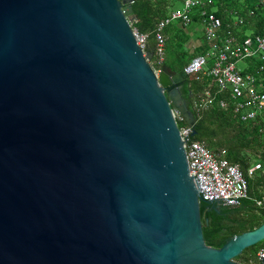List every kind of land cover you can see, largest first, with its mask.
Wrapping results in <instances>:
<instances>
[{
	"label": "water",
	"instance_id": "obj_1",
	"mask_svg": "<svg viewBox=\"0 0 264 264\" xmlns=\"http://www.w3.org/2000/svg\"><path fill=\"white\" fill-rule=\"evenodd\" d=\"M131 3L0 0V264H240L264 241L206 244L188 76H155Z\"/></svg>",
	"mask_w": 264,
	"mask_h": 264
},
{
	"label": "trees",
	"instance_id": "obj_2",
	"mask_svg": "<svg viewBox=\"0 0 264 264\" xmlns=\"http://www.w3.org/2000/svg\"><path fill=\"white\" fill-rule=\"evenodd\" d=\"M241 1L212 0V5L207 6V10L220 18L224 33L231 30L233 34L243 38L249 31L248 36L264 37V7L257 0ZM171 5L172 3L168 0H132L134 22L131 27L140 34L148 35V53H153L155 50L157 24L167 17ZM234 13L237 18L239 17L238 19H241V23L239 21L236 24L232 23ZM198 19V16L194 15L191 23H195ZM232 24L236 26L234 29ZM166 29L163 35L166 33L164 35L165 48L168 50L177 40L174 34L168 33L167 35ZM186 51V49L181 53L176 51L172 55L168 53L169 57L164 58L163 66L166 65L170 70L179 72L191 59L197 55H204L207 48L190 54L188 60L184 59ZM250 59L255 60V56ZM256 63L260 65V62ZM208 64L211 66V60ZM257 69L258 66L255 71ZM260 76L264 79V72ZM179 85L181 97L188 104L195 119V124L191 127L195 133L192 137L228 163L237 165L244 173L255 164H260L261 167L252 177L247 178L249 199L243 200L238 207H217L215 204L204 202L200 204L205 242L208 246L218 249L231 237L253 230L264 223V203L257 204L264 199V137L258 131L264 120L263 117L258 116L255 120L241 121L240 115L233 111L234 105L228 92H220L215 82L207 76L200 77L199 80L188 76ZM206 91L212 96L213 104L206 109H194L193 102L203 99ZM220 100L226 102V109L219 108ZM185 124V121L180 122L178 126L183 127ZM262 247H264V241L246 249L235 260H241L242 264H249V260H254L258 250Z\"/></svg>",
	"mask_w": 264,
	"mask_h": 264
},
{
	"label": "built area",
	"instance_id": "obj_3",
	"mask_svg": "<svg viewBox=\"0 0 264 264\" xmlns=\"http://www.w3.org/2000/svg\"><path fill=\"white\" fill-rule=\"evenodd\" d=\"M171 3H181V10H172L167 17L161 20L155 30V50L149 61L151 69L156 77L164 64L165 37L164 29L172 22L178 21L184 25L191 23L195 15L200 20V25L205 39L211 46L204 55L194 57L183 69L187 76H193L196 80L207 76L211 78L220 92H228L234 105V113L240 115L241 121L255 120L258 116L264 120V92L257 89L255 78L252 75H243L235 66L238 60L248 59L254 55L264 58V37L246 36L239 40L231 30L221 39L220 31L222 21L207 6L212 5L210 0H168ZM264 7V0H257ZM242 21L240 20L239 23ZM136 44L143 54L147 51V34H140L132 28ZM213 62L209 69L208 62ZM213 98L208 91L203 99L193 102L196 110L206 109L213 104ZM221 109H226L224 100L218 102ZM173 116L178 123L184 122L183 117L173 110ZM182 148L185 152L188 175L194 177L198 189V195L210 204H217L226 208H236L243 200L249 199L247 178L252 177L261 167L255 164L244 173L237 165L228 163L218 154L209 151L200 141L195 140L190 126L185 124L179 127ZM259 133L264 136V121L259 128ZM199 199L200 203L204 202ZM213 200V201H212ZM235 200V201H233ZM238 202V203H237ZM206 203V202H204ZM264 203L257 202L258 205ZM249 264H264V247L260 248L254 260Z\"/></svg>",
	"mask_w": 264,
	"mask_h": 264
},
{
	"label": "crops",
	"instance_id": "obj_4",
	"mask_svg": "<svg viewBox=\"0 0 264 264\" xmlns=\"http://www.w3.org/2000/svg\"><path fill=\"white\" fill-rule=\"evenodd\" d=\"M212 1V0H211ZM223 1V0H222ZM225 2H227L228 0H224ZM230 1H235V0H230ZM238 1H240V2H242L241 0H238ZM244 1V0H243ZM182 7V6H181ZM195 15V14H194ZM234 17H232V23H235L236 24V22L237 21H240L241 19H238L237 17H236V13H234ZM194 17V16H193ZM193 19V18H192ZM133 22H134V20H133ZM176 23H177V25H175L174 26V28H171V26H167L165 29V31L167 32V35H168V33L170 34V33H172V34H174V36L176 37L175 39L176 40H179L180 39V41H182L183 39L184 40H188V39H195V38H197L198 39V45L193 49V53L196 51V48L197 47H200V46H206V48H208L207 49V51L209 50V48H210V46H211V43L210 42H208L206 39H205V36H204V33H203V31H202V27H201V25H200V20L198 19V21H196L195 23H190V24H188L187 26H193V27H195L194 29H196L197 30V27L199 26L200 28L197 30L198 32L199 31H201V33H198L197 31H195L194 29H190V30H186V25H184V24H182V23H180V22H178V21H175ZM235 24L233 25V29L236 27L235 26ZM183 29H185V31H183L184 33H182L180 30H183ZM227 32V31H226ZM237 33H239L238 31H237ZM166 34V33H165ZM164 34V35H165ZM226 34L227 33H224V30L221 28V31H220V36H221V39L224 37V36H226ZM240 34V33H239ZM235 35V34H234ZM235 36H237V35H235ZM241 36V35H240ZM246 36H248V35H246ZM246 36H244V37H246ZM166 37H168V36H166ZM238 37V39L239 40H241V39H243V38H241V37H239V36H237ZM165 51H166V48H165ZM192 54V53H191ZM197 56H199V55H197ZM255 56V60H253V59H250V58H248V59H243V60H238V61H236L235 62V66H236V64H237V62H239V61H244V62H246L245 63V68L243 69V70H240V69H238L239 70V72L241 73V74H243V75H246V74H249V75H252L254 78H255V85H256V87H257V89L259 90V91H261V92H264V79H262V78H260L261 76H260V74H262L263 72H264V58H262L260 55H258V56H256V55H254ZM192 60V59H191ZM256 62H260V65H259V63L257 64ZM209 63V62H208ZM255 63L257 64V66H258V69H257V71H255L256 70V68H257V66H256V68H255ZM212 65H213V62L211 61V66H209V64H208V68L210 69L211 67H212ZM237 68V67H236ZM262 135V134H261ZM263 136V135H262ZM264 137V136H263Z\"/></svg>",
	"mask_w": 264,
	"mask_h": 264
},
{
	"label": "rangeland",
	"instance_id": "obj_5",
	"mask_svg": "<svg viewBox=\"0 0 264 264\" xmlns=\"http://www.w3.org/2000/svg\"><path fill=\"white\" fill-rule=\"evenodd\" d=\"M182 5H181V3H172V5H171V7H170V11H172V10H181L182 9V7H181ZM172 25V26H171ZM175 25H177V23L176 22H172L169 26H171V28H174V26ZM187 26V25H186ZM195 27H193V26H187L186 27V30L188 31V30H190V29H194ZM200 27L198 26L197 27V30L199 29ZM195 31H197L196 29H194ZM182 33H184L183 31H185V29H183V30H180ZM198 32V31H197ZM198 33H201V31H199ZM246 34L247 35H250L249 34V31H247L246 32ZM180 43H181V41H180V39L179 40H177L176 41V43L173 45V46H171L168 50L166 49V52H165V56H164V58L165 59H167V57H169V55H168V53L170 54V55H172V54H174L176 51H179V53H181V51L182 50H187L186 51V54H185V56H184V59H186V60H188L189 59V56H191L190 54L191 53H193V49L198 45V39L197 38H195V39H186V40H182V45H180ZM185 48V49H184ZM204 48H206V46H200V47H197L196 48V52H197V50H200V49H204ZM208 49V48H207ZM245 63L246 62H244V61H239V62H237V64H236V67H237V69H240V70H243L244 68H245ZM237 263H240L241 262V260H235ZM240 264H242V263H240Z\"/></svg>",
	"mask_w": 264,
	"mask_h": 264
},
{
	"label": "flooded vegetation",
	"instance_id": "obj_6",
	"mask_svg": "<svg viewBox=\"0 0 264 264\" xmlns=\"http://www.w3.org/2000/svg\"><path fill=\"white\" fill-rule=\"evenodd\" d=\"M180 84V83H179ZM179 84H177V85H175V87H178V88H180V85ZM217 207L219 206V205H217V204H215Z\"/></svg>",
	"mask_w": 264,
	"mask_h": 264
}]
</instances>
